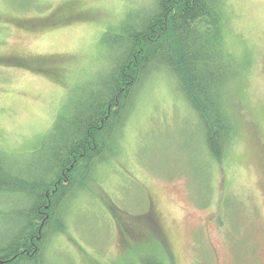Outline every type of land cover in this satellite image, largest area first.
<instances>
[{
	"label": "rangeland",
	"instance_id": "obj_1",
	"mask_svg": "<svg viewBox=\"0 0 264 264\" xmlns=\"http://www.w3.org/2000/svg\"><path fill=\"white\" fill-rule=\"evenodd\" d=\"M157 1L0 0V148L29 158L104 70L103 32L139 25ZM226 1L227 46L252 56L231 103L235 147L222 162L205 156L201 118L164 70L140 90L122 152L65 210L48 264H264V0Z\"/></svg>",
	"mask_w": 264,
	"mask_h": 264
},
{
	"label": "trees",
	"instance_id": "obj_2",
	"mask_svg": "<svg viewBox=\"0 0 264 264\" xmlns=\"http://www.w3.org/2000/svg\"><path fill=\"white\" fill-rule=\"evenodd\" d=\"M228 18L226 0H158L139 25L103 32L104 70L77 87L30 157L0 148V203L13 200L9 210L0 206L10 222L0 227V264H48L50 237L68 228L65 210L122 152L140 90L164 70L201 118L205 156L226 159L240 134L231 103L252 69L250 52L227 46Z\"/></svg>",
	"mask_w": 264,
	"mask_h": 264
}]
</instances>
